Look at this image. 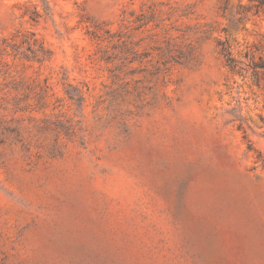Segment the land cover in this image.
Returning <instances> with one entry per match:
<instances>
[{"label": "rangeland", "instance_id": "1", "mask_svg": "<svg viewBox=\"0 0 264 264\" xmlns=\"http://www.w3.org/2000/svg\"><path fill=\"white\" fill-rule=\"evenodd\" d=\"M0 264H264V0H0Z\"/></svg>", "mask_w": 264, "mask_h": 264}]
</instances>
